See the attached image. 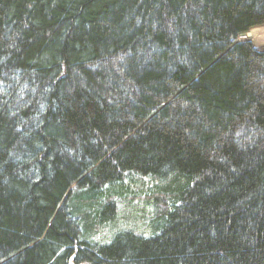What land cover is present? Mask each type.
Returning <instances> with one entry per match:
<instances>
[{"label":"trees","instance_id":"16d2710c","mask_svg":"<svg viewBox=\"0 0 264 264\" xmlns=\"http://www.w3.org/2000/svg\"><path fill=\"white\" fill-rule=\"evenodd\" d=\"M262 26L264 0H0V264H264Z\"/></svg>","mask_w":264,"mask_h":264},{"label":"rangeland","instance_id":"374dc122","mask_svg":"<svg viewBox=\"0 0 264 264\" xmlns=\"http://www.w3.org/2000/svg\"><path fill=\"white\" fill-rule=\"evenodd\" d=\"M264 27V26H262ZM251 44L257 48V49H264V45H259L257 42H252L250 41ZM145 182H153V184L156 186H158V188L160 186H167V185H172L173 182L175 181V179L173 177H168L165 178L163 180H158V178H152V177H143L142 178ZM148 180V181H147ZM76 192V191H75ZM77 193H74V195ZM156 196V193L154 194ZM166 194H162V197H165ZM112 199H114V203L117 204L116 210H117V214L116 217L114 218L115 221L117 219V221L119 220V222H121V230H128V231H132L133 233H135L136 235H142L145 237H148L149 235H151L149 232H151V230H149L148 228H150L148 223H143L141 221V217H140V204L142 202V198H136L133 202L134 207H128L127 205V200L129 198H127V196L125 197H118L117 194H113ZM132 198V197H131ZM147 198V197H145ZM148 199H150V197H148ZM106 200V199H104ZM150 201V200H149ZM75 203V202H74ZM142 206V205H141ZM153 211V206L149 207V213H151ZM125 217V220H123V218ZM116 232V231H115ZM114 232V233H115ZM113 238V237H112ZM95 239H98L97 241L100 240V243H102V239L97 235L95 237ZM105 243H109L111 241V237L107 238L106 240H104Z\"/></svg>","mask_w":264,"mask_h":264},{"label":"bare ground","instance_id":"6f19581e","mask_svg":"<svg viewBox=\"0 0 264 264\" xmlns=\"http://www.w3.org/2000/svg\"><path fill=\"white\" fill-rule=\"evenodd\" d=\"M247 32H249V34H246ZM247 32L240 34L238 38L240 40H247L248 42L254 41L259 45H264V27L252 28Z\"/></svg>","mask_w":264,"mask_h":264},{"label":"water","instance_id":"95a60500","mask_svg":"<svg viewBox=\"0 0 264 264\" xmlns=\"http://www.w3.org/2000/svg\"><path fill=\"white\" fill-rule=\"evenodd\" d=\"M246 34H249V32H247ZM238 41H247V40H240V39L238 38Z\"/></svg>","mask_w":264,"mask_h":264}]
</instances>
